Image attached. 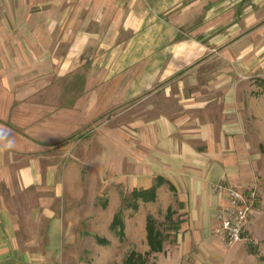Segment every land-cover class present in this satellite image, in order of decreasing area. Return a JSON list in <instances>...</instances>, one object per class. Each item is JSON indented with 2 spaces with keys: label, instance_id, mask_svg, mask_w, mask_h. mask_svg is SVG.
I'll return each instance as SVG.
<instances>
[{
  "label": "crops",
  "instance_id": "crops-1",
  "mask_svg": "<svg viewBox=\"0 0 264 264\" xmlns=\"http://www.w3.org/2000/svg\"><path fill=\"white\" fill-rule=\"evenodd\" d=\"M252 189L264 264V0H0V264H53L86 192L156 264H254L216 233Z\"/></svg>",
  "mask_w": 264,
  "mask_h": 264
},
{
  "label": "rangeland",
  "instance_id": "rangeland-1",
  "mask_svg": "<svg viewBox=\"0 0 264 264\" xmlns=\"http://www.w3.org/2000/svg\"><path fill=\"white\" fill-rule=\"evenodd\" d=\"M84 196V200L66 203L68 206L63 215H66L65 223L71 231L53 264H130L129 258L137 262V256L143 264H156L157 260L151 257L150 248L147 249L142 235L134 230L137 225L130 222L125 229V217L131 214L133 208L131 200L124 199L116 209V202H109L104 195L94 198L95 194L86 192ZM115 216L123 229L120 225L111 227ZM152 221L149 223L153 224V228L154 225L155 228L161 227L159 221ZM99 239L106 240L107 244L100 245ZM252 249L256 251L252 259L254 264H262L258 247Z\"/></svg>",
  "mask_w": 264,
  "mask_h": 264
},
{
  "label": "built area",
  "instance_id": "built-area-1",
  "mask_svg": "<svg viewBox=\"0 0 264 264\" xmlns=\"http://www.w3.org/2000/svg\"><path fill=\"white\" fill-rule=\"evenodd\" d=\"M229 196V205L217 213L219 226L216 233L222 237L229 247L237 244L258 247L260 241L249 228L257 198L256 189H252L245 194L230 190Z\"/></svg>",
  "mask_w": 264,
  "mask_h": 264
},
{
  "label": "trees",
  "instance_id": "trees-1",
  "mask_svg": "<svg viewBox=\"0 0 264 264\" xmlns=\"http://www.w3.org/2000/svg\"><path fill=\"white\" fill-rule=\"evenodd\" d=\"M143 201H148L147 198H145ZM113 225H120L121 229H123V226L120 224L118 217H114L113 222L111 224V227H113ZM146 230H147V240H148V244L150 247V253L151 252H157L160 250V239L158 238V234L154 233L153 227L151 226V224L148 222L147 226H146ZM98 242L100 243V245H106L107 241L103 240V239H99ZM134 258V257H133ZM140 256L136 257V261L135 259L132 260V258H129L130 264H143L142 261H140ZM133 261V262H132Z\"/></svg>",
  "mask_w": 264,
  "mask_h": 264
}]
</instances>
